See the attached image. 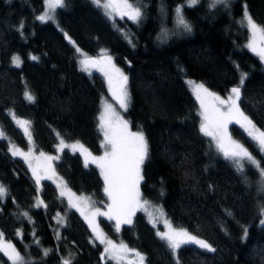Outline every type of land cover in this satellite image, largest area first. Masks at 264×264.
Returning a JSON list of instances; mask_svg holds the SVG:
<instances>
[{"label": "trees", "instance_id": "trees-1", "mask_svg": "<svg viewBox=\"0 0 264 264\" xmlns=\"http://www.w3.org/2000/svg\"><path fill=\"white\" fill-rule=\"evenodd\" d=\"M130 1L141 9L136 22L110 19L92 0H65L66 7L54 13L55 22H42L37 17L44 0H0V129L6 138L0 139V185L7 189L0 199L3 237L26 264H62L64 258L72 264H115L101 258L103 247L92 241L81 212L58 195L52 182L42 180L38 190L26 164L9 151L15 146L52 154L60 137L101 153L98 118L108 92L101 74L80 71L76 47L89 56L111 55L128 78L123 115L148 144L139 184L142 200L216 251L183 245L173 255L143 212L118 232L100 218L105 235L138 251L145 264H264V224L259 225L264 190L257 187L258 171L248 165L242 174L221 157L200 131L199 106L185 81L202 83L223 97L240 86L241 111L264 131V65L248 48L249 33L240 22L247 7L264 27V0H230L215 7H210L212 0H200L194 7L183 6L190 32L175 22L176 8L187 0ZM15 55L21 59L18 67L12 64ZM241 73L246 74L243 85ZM12 114L30 122L31 142ZM230 134L264 167L251 138L236 125ZM54 172L71 191L90 197L92 206L106 205L103 177L96 167H85L79 155L62 151ZM38 201L43 204L37 206ZM0 264L11 263L0 255Z\"/></svg>", "mask_w": 264, "mask_h": 264}, {"label": "snow or ice", "instance_id": "snow-or-ice-1", "mask_svg": "<svg viewBox=\"0 0 264 264\" xmlns=\"http://www.w3.org/2000/svg\"><path fill=\"white\" fill-rule=\"evenodd\" d=\"M200 2V0H187L188 7H194ZM92 3L97 7H101L106 10L105 14L110 15L108 9L120 10V15L127 16L128 19L136 22L141 16V9L135 7L128 2V0H92ZM229 0H212L210 7H215L217 4L227 5ZM45 12L37 17L40 21H47L54 19V13L57 9L66 7L65 0H44ZM182 7L176 8L177 18L179 25H182L185 31L190 32L191 26L184 20L181 15ZM244 20L247 22V27L251 33V40L247 45L253 52H256L261 60H264V27L257 25L251 15L245 7ZM23 28V21L20 25ZM166 34V33H165ZM80 52V49H76ZM31 59H38L36 56H32ZM13 63L19 66L20 58L13 57ZM84 70H87L89 66L99 67V70L103 72L108 80L109 91L113 98L119 103L120 107L127 109L129 103V96L127 92V76H125L118 68H115L111 64V57H107V64H103L101 60L85 57L80 61ZM246 74L241 73L240 85L244 84ZM191 84L192 82L189 81ZM203 94V95H202ZM25 97L31 102L34 100L28 92H25ZM196 97L200 101L201 116L203 122L200 125V131L206 135L211 136L217 141L218 149L223 152L226 159H229L236 166V169L240 173L245 171V162L251 165L258 171L261 181V190H264V167L261 166L259 160L253 157L249 150L244 145L232 140L227 134L228 124L235 121L245 129L249 137L257 143L261 153H264V131H261L256 127L251 119L246 116L239 107L238 101L241 100V87H233L231 94L227 100H221L219 96L208 91L203 85L196 86ZM209 98L211 103H209ZM218 102V104L216 103ZM220 105L226 106V110H223ZM100 128L104 131V143L106 151L103 156L95 157L82 144L76 142L74 144H66L62 139L58 146V151L64 148H71L72 151L79 150L82 155L85 156V167L89 164V157H91V163L97 164L101 170V175L104 179L105 188L104 191L111 200V204L108 206L109 211L107 213L101 212L98 208L95 209L91 215L94 219L95 216H108V218L116 220V229L119 231L121 223H131V216L134 215L137 209L146 208L149 204L148 201H142L140 198L139 184L143 179L141 175V166L148 157V144L142 132H130L128 130V123L120 119L119 115L111 108V105H105L104 111L100 117ZM17 124L22 127L26 135L30 133L28 131V125L30 122L25 120H16ZM4 138L3 132H0V139ZM13 156L20 155L32 167L29 160L31 149L28 153L22 152L20 149L14 146L9 149ZM40 158L46 161L55 159L56 157L45 156L44 153H40ZM33 175L36 176V182L39 184L41 177L37 175L36 170L33 169ZM247 179V177H245ZM63 184V181H61ZM60 187V184L57 185ZM7 193L5 186L0 185V199H2ZM69 196V206L76 208L81 212V215L85 216V219L89 220V226L93 230V234L96 240L101 244H105L104 253L102 259L107 255L108 259H114L120 261L126 252L130 251L127 246L120 244L119 246L113 244L111 240H108L102 231L98 227L93 226V219H89L85 215V208L89 206L88 198L80 197L73 199L74 194L70 190L62 189L61 196ZM43 204V201H38V205ZM160 211V209H157ZM261 216H264V206L260 208ZM24 215H27L26 213ZM151 215V213H149ZM231 215V213H229ZM58 223H63V217L58 215ZM264 224V219L260 221ZM165 226L168 228L166 232H158L157 235L161 240L165 241L168 248L172 250L173 255L176 254L177 249L182 245L194 244L199 248L207 250L209 252H215L207 241L198 238L195 235L190 234L184 229H173L171 225L165 221ZM248 229L244 228V235L242 239H246ZM0 251L8 257L12 264H26L24 258L16 252L15 248L10 244L0 245ZM49 252L48 249L44 250L45 255ZM139 257L140 264H143L144 257L140 253H136ZM62 264H72L71 259L64 258ZM179 264V261H177Z\"/></svg>", "mask_w": 264, "mask_h": 264}, {"label": "rangeland", "instance_id": "rangeland-1", "mask_svg": "<svg viewBox=\"0 0 264 264\" xmlns=\"http://www.w3.org/2000/svg\"><path fill=\"white\" fill-rule=\"evenodd\" d=\"M229 1H230V0H229ZM101 2L103 3V0H101ZM128 2H129L130 4H132L133 6H135V7H138V6L134 5L130 0H128ZM185 3H186V5L183 4V5H180V7L183 8V6H187V1H186ZM101 9L104 11V13L106 12L105 9H103V8H101ZM107 11L110 13V15H107L110 19H114V18H125V19H128L127 16H122V15H120V10H112V9H108ZM44 12H45V5H44V11H43L40 15L44 14ZM244 13H245V9H244ZM244 13H243V15H242V17H241V19H240V22H241V24H242V25L248 30V33H249L248 44H249V42H250L252 36H251V33H250V31H249V29H248V27H247V22L244 20ZM40 15H39V16H40ZM53 15H54V14H53ZM128 20H130V19H128ZM176 20H177V22H176ZM47 21L55 22L54 19H52V20H47ZM131 21H132V20H131ZM43 22H45V21H43ZM175 22H176V25L178 24V26L182 27V26L179 25V23H178L177 13H176V17H175ZM248 48H249V47H248ZM76 49H77V48L75 47V50H76ZM249 49H250V48H249ZM255 53H256V52H255ZM256 54H257V53H256ZM257 55H258V54H257ZM109 56L111 57V64L114 65L115 68H118V67L116 66L115 62H114L113 57H112L111 55L105 53V52L101 53L99 56H89V55L85 54V53H84L83 51H81V50H80V52H77V50H76V60H77L78 68L80 69V71H82V72L85 73V74L99 73V74H101L102 77L104 78V81H105V84H106V88H107V92H108V97H107V98H104V99L102 100V102H101L99 117H100L101 113L104 111L105 105L107 104V105H111V108H112L113 110H115V112L119 115L120 119H122L123 121H126V119L124 118V115H123L124 112H125V109L121 108L120 105H119V103L113 98L111 92L109 91L108 80H107V78L105 77V75L103 74V72L99 70V67H91V66H89L87 70H84V69H83V66H82L81 63H80V61H81L82 59H84L85 57H89V58H92V59L101 60L102 63L106 65V64H107V57H109ZM13 57H14V56H13ZM15 57H19V56H16V55H15ZM258 57L260 58L259 55H258ZM19 58H20V57H19ZM260 59H261V58H260ZM261 61H262L263 65H264V60H261ZM12 64H13V66L18 67L16 64L13 63V58H12ZM20 64H21V59H20ZM20 64H19V65H20ZM118 69L120 70V72H122V70H121L120 68H118ZM122 73H123V72H122ZM123 74H124V73H123ZM124 75H125V74H124ZM125 76H126V75H125ZM185 81H186V84H187L189 90L192 92L193 96H194L195 99L197 100V103H198V106H199V113H200V117H201V123H202V122H203V117L201 116V112H202L203 110L201 109L200 101H199V100L197 99V97H196V86H197V85H203V84H202V83H199V82H196V81H194V80H190V79H186ZM189 81H191L192 83L190 84ZM203 86H204V85H203ZM204 88H206V87L204 86ZM208 91L211 92L209 89H208ZM211 93H213V92H211ZM214 94H215V93H214ZM230 94H231V91L229 92V94H228L226 97L220 96V95H218V94H215V95L219 96L221 100H227ZM202 95H203V94H202ZM209 103H211L210 98H209ZM216 103L218 104V102H216ZM238 103H239V101H238ZM219 107H221L223 110H226V106H224V105H220ZM240 110H241V109H240ZM11 116H12V119L14 120V122L16 123V125H17V126L23 131V133L25 134L24 129H23L22 127H20V126L17 124V122H16L17 119H19V120H25V119H21V118L15 117L13 114H12ZM98 120H99V118H98ZM25 121H27V120H25ZM126 122H127V121H126ZM99 125H100V120H99ZM231 125H236V126H238V127H239V128H240V129H241V130H242V131H243V132L249 137V135H248V133L245 131V129H244L243 127H241L240 124H238V123H236L235 121H233V122L229 123V124H228V127H227V134H228V136H230V137L232 138V140L236 141V140L232 137V135L230 134V126H231ZM100 130H101V128H100ZM128 130H129L130 132L135 133L134 131H132V130L130 129L129 125H128ZM28 131H29V133H30V137H31L30 124L28 125ZM0 132H2L1 129H0ZM101 132H102V151H101L100 154H94V153H92L89 149H87V148L82 144V145L84 146V148H86V149L88 150V152H90V153L92 154V156H95V157H101V156H103L104 153H105V151H106L105 147L103 146V143H104V131L101 130ZM3 134H4V133H3ZM25 136L27 137L28 141L31 142L32 137L29 139V135H26V134H25ZM205 136H206V135H205ZM207 137L211 140V142H212L214 148L220 153L221 157L224 158L225 160L229 161L230 164L236 169V166L233 164V162H232L231 160H229V159H226V158L224 157V155H223V152H221V151L218 149V147H217V141L214 140L211 136H207ZM249 138H250V137H249ZM2 139H6V138H5V135H4V138H2ZM61 139H62V138L58 137V142H57V144H56V146H55V152H54V153H52V154L44 153L45 156L56 157L55 159H52V160H50V161H46V160H44L43 158H40V153H42V152H36L33 148H31V153H30V157H29V160H30V162H31V164H32V167H31V168L29 167V164L25 161V159H24L22 156L17 155V156H15V157L21 159V160L26 164V166L28 167L29 172H30V174H31V177H32V179H33L34 182H35L36 188H37L38 190L40 189V186H41V182H42V180H48V181H50V182H52V183L54 184V186H55L56 189H57L58 195H59L60 197L64 198V200H65V201L68 203V205H69V196H68L67 194L64 195V196H61V195H60V192H61L62 189H65V186H66V190H70V189L67 187V185H66V183L64 182V180L54 172V163H55V161L59 158V155L61 154L62 151H68V152H70V153H72V154H77V155H79L84 163H85V156L82 155L81 152H80L79 150H77V151L74 152V151H72L71 148H64L63 150L58 151V146L60 145V141H61ZM62 140H63V139H62ZM251 140H252V139H251ZM63 141H64L66 144H69V145L74 144V143L77 142V141H66V140H63ZM236 142H238V141H236ZM79 143H80V142H79ZM238 143H240V142H238ZM255 143H256V142H255ZM80 144H81V143H80ZM240 144H241V143H240ZM256 144H257V143H256ZM242 145H243V144H242ZM14 147H15V146H14ZM244 147H245V146H244ZM15 148H17V147H15ZM21 151L24 152V153H28V152H29V150H26V151L21 150ZM262 155L264 156V153H262ZM88 165H92V166L96 167V168L99 170L100 174H101V170H100V168L97 166V164H95V163H91V157H89V164H88ZM248 165H249V164H248L247 162H245V168H246V166H248ZM33 169H35L37 175L41 177L39 184H37V182H36V176L33 175ZM141 169H142V166H141ZM236 170H237V169H236ZM101 176H102V175H101ZM247 178H249V177H247ZM103 180H104V179H103ZM246 180H247V179H246ZM61 181H63V184H61ZM258 181H261V178L259 177V175H258V179H257V187L259 188L260 191H263V190H261V184L258 183ZM140 182H141V181H140ZM249 182H250V179H249ZM251 182H252V181H251ZM58 184H60V187L57 186ZM104 188H105V183H104ZM70 192L74 194V197H73L74 200H75L76 198H80V197L88 198V200H89V206H88V208H85L84 211H85V215H87V216L89 217V219H93L91 213H92L95 209H97V208H98L101 212L107 213V212L109 211V207H108V206L112 203L111 200L109 199L108 195L105 193V191H104V194H105V196H106L107 201H106V205H105L104 207H94V206H92V201H91L90 197H88V196H86V195H79V194H76V193H74V192L71 191V190H70ZM139 192H140V191H139ZM140 198H141V196H140ZM141 200H142V198H141ZM142 201H143V200H142ZM75 209H76V208H75ZM157 209H159V208H158V207H154V206H150V205L148 204V206H147L146 208L137 209V210L135 211L134 215H135L137 212H143V213L145 214V216H146L148 222L150 223V225L154 228L156 235H157L158 232H166V231H168V228L165 226V221H167V222L171 225V227H172L173 229H184V230H186L185 228L174 226V225L171 223V221L165 216L164 212H163L161 209H160V211H157ZM149 213H151V215H149ZM134 215L131 216V220H132V218H133ZM100 218H103V219L109 220V221L112 223L114 230L117 231V229H116V220H115V219H111V220H110V219L108 218V216H106V215H105V216H99V215H98V216H95V218L93 219V226H94V227H98V229H99L100 231L103 232V230H102V228H101V226H100V223H99V219H100ZM262 219H264V216H261L260 221H261ZM83 220H84V222L86 223V225H87V227H88V229H89V231H90V233H91L92 241H93L94 243H98V244H100V245L103 247V253H104V249H105V246H106V245H105V244H101L98 240L95 239L94 234H93V230H92V228L89 226V220H88V219H85V216H84V215H83ZM260 221H259V225H262V224L260 223ZM126 224H129V223H121V225H120V229H121L122 226H124V225H126ZM120 229H119V230H120ZM117 232H118V231H117ZM103 233H104V232H103ZM189 233H190V232H189ZM190 234H191V233H190ZM104 235H105V233H104ZM192 235H193V234H192ZM105 236H106V235H105ZM157 236H158V235H157ZM195 236H196V235H195ZM106 237H107V236H106ZM158 237H159V236H158ZM197 237H198V236H197ZM159 238H160V237H159ZM198 238H200V237H198ZM107 239H108V240H111V239H109L108 237H107ZM200 239H202V238H200ZM203 240H204V239H203ZM111 241L113 242V244H115V245H117V246H119L120 244H124V243H122V242H114L113 240H111ZM205 241H206V240H205ZM3 244H10V245H12L9 241H7V240L3 237V235H2V233H1V231H0V245H3ZM124 245H125V244H124ZM186 245H193V246L199 248L197 245H194V244H186ZM126 246H127V245H126ZM182 246H183V245H182ZM127 249H129L130 251L126 252V253L124 254V256H123V259L120 260V261H117V260H114V259H108V258H107V255H105V259L110 260V261H112V262L115 263V264H140V262H139V257L136 256V253H139V252L136 251V250H134V249L129 248L128 246H127ZM199 249H201V248H199ZM201 250H204V249H201ZM204 251H207V250H204ZM208 252H209V251H208ZM0 255L4 256V257H5V258H6V259L12 264V261H10V260L8 259V257L4 254V252L0 251ZM22 257H23V256H22ZM23 258H24V257H23ZM24 261H25V262H28L25 258H24ZM143 264H145V263L143 262Z\"/></svg>", "mask_w": 264, "mask_h": 264}]
</instances>
